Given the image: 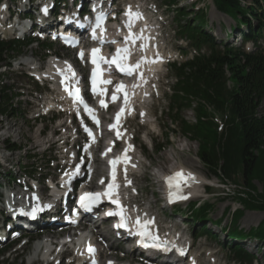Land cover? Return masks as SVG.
Masks as SVG:
<instances>
[{
  "label": "trees",
  "instance_id": "obj_1",
  "mask_svg": "<svg viewBox=\"0 0 264 264\" xmlns=\"http://www.w3.org/2000/svg\"><path fill=\"white\" fill-rule=\"evenodd\" d=\"M212 1L220 13L236 21L242 17L243 23L248 25V33H242V38L254 41L256 52L248 54L240 47L219 45L205 31L207 20L203 12H187L184 8H178V0H170V5L176 8L180 36L190 40L198 51L207 49L205 55L200 54L193 61L176 68L179 84L170 111L180 116L185 110H193L196 123L182 120L183 135L199 144L200 161L214 177L228 183L234 182L241 173L252 195L256 192L254 182L263 184V194L259 195L262 202L249 195L250 199H241V203L246 210L264 212V111L261 110L264 104V52L257 46L262 37V25L257 30L249 24L245 17L247 10L238 0ZM254 3L252 11L264 13V0H254ZM251 14L257 16L253 12ZM20 50L15 42L0 41V64L6 63ZM8 91L7 86L0 85V120L14 117V96H10ZM216 115L221 117L224 124L223 133L218 131L213 120ZM6 146L12 152L20 149L8 142ZM212 207L206 204L197 209L193 205V219L203 223ZM230 213L231 210L226 209L225 216ZM243 215L241 210L233 213L231 225L238 227ZM258 230L246 235L242 230L234 229L232 234L264 241V231L261 227ZM234 254L240 260L247 257L239 249H235Z\"/></svg>",
  "mask_w": 264,
  "mask_h": 264
},
{
  "label": "rangeland",
  "instance_id": "obj_2",
  "mask_svg": "<svg viewBox=\"0 0 264 264\" xmlns=\"http://www.w3.org/2000/svg\"><path fill=\"white\" fill-rule=\"evenodd\" d=\"M178 1L180 2L179 7L184 8L187 12H191L192 9H195V11L198 9L204 11L203 13L207 19L209 31L212 32L214 37L220 42L222 41L221 34L224 32V30H227L230 26L235 25L231 19L221 15L215 9L212 0ZM136 2L144 6V8L149 10L153 15H155V9L157 14L164 17V20L166 21V32L168 35H170V40H173V34L176 30V26L173 24L174 14L166 10L164 0H136ZM177 46L178 48H183L187 46V43H181L178 41ZM43 54L45 53L40 49V47L34 45L22 57H32L34 59ZM0 73L5 74L3 81L13 89V92L21 94L24 93V97L22 99L16 100L13 106L14 109H16L17 115L14 117L10 116L7 118H2L0 120V157H3V163L5 161H10V163H12V165L15 167L17 164H19L22 170L24 168L31 169L33 168L32 164L34 162L42 161V163H44L47 158L58 154L56 152L53 154L46 151L51 147H58V144H60L59 142L62 141V138H60L58 141L54 140L53 136L54 132H58L61 129L58 127V124H53L49 127V129H47V124L41 121H34L36 117V114H34V109L36 107L29 102L32 100L28 99L27 96L32 90L38 91L39 89L37 88L36 90V86L32 83V81L24 78L23 73L25 74L26 70H20V67L16 65L10 72L6 71L5 68H1ZM172 85L173 80H171V77L161 82L160 88L163 98L155 100L154 106L151 110L153 117L152 121H156L155 126L147 125L145 127H141L138 126V122H132L129 124V127L133 129L135 134H140L138 142L142 149L141 151L147 157V160L143 165L144 168L141 169L138 174V183L143 192V196H147L150 206L155 211L158 210L157 207L159 205L157 204L156 200L161 199L160 186L158 184L160 174L173 169H179L181 166H184V168L190 169L192 171L194 170L197 174L204 178L205 184L210 185L208 187H203L206 191V196L203 199L197 200L196 204L203 203L205 201H209L213 204V207L209 210L208 219L214 222H220L218 223L217 232H219L220 229L230 231L238 229L242 230L246 235H248L252 232H259V227H261L264 231V212L246 210L241 203L243 200L248 201L251 196L262 202V200H260L262 198L259 195L263 194V184L255 181L254 186L256 188V192L252 195L249 193L250 190H248L245 186V182L241 173L235 178L234 182L228 183L222 181V179L214 177L212 172L199 160L198 156L200 146L197 142L186 140L182 136L179 128L178 131L176 130L177 132H173L170 135V121L169 118L163 114V112L168 106V96ZM1 104L2 103L0 102V107L2 106ZM182 116L187 120L188 123L195 124L196 118L193 114V111H185ZM47 120H51V118H47ZM61 123L62 122H60V124ZM144 131L149 134L148 137L153 141L166 144L165 149L161 153L155 154V152L150 148V142L148 140H146L147 147H145L143 140H145L146 132ZM6 142L19 146L23 152L17 154L6 152ZM31 156H37L36 161L30 159ZM7 170H10V168L6 167L5 170H2L1 172L5 173ZM53 172L54 171L47 168L44 174H52ZM39 174L36 175L37 178L42 176ZM2 175H0V183L3 186L7 181ZM206 188H209L210 191ZM203 190L201 191L203 192ZM2 193H4L3 189ZM153 194H155V196H153ZM241 199L243 200L241 201ZM228 208L232 213L235 210H241L244 212L243 217L238 223V227L231 225L232 214L225 216L226 209ZM188 209L189 205L187 206L186 204L179 208V210L182 211L183 216L188 214L190 216V213L187 212ZM161 219L168 221L170 218L169 216H161ZM186 224L188 235L192 237V231L197 229L196 225L189 221ZM207 224L209 225V223ZM198 233L199 229L196 230V235ZM259 242V245L261 244L260 247H264V242ZM230 243L231 242L225 240L224 237L220 235L217 236V241L212 238L201 239L196 244L195 252L198 255H202L203 263L207 262L205 256H207L209 252L214 255L219 252L217 256L215 255L219 264H238V262L232 260V254L228 248ZM251 243L254 246L257 244L255 241H251ZM223 244H227V246L225 247ZM31 254L32 248H30L28 252H23L17 247L12 249L11 252L4 258H1L0 264H32L33 258L31 257ZM252 254L256 255L257 253L254 251ZM258 256L261 257L262 253L259 252ZM262 264H264V258Z\"/></svg>",
  "mask_w": 264,
  "mask_h": 264
},
{
  "label": "snow or ice",
  "instance_id": "obj_3",
  "mask_svg": "<svg viewBox=\"0 0 264 264\" xmlns=\"http://www.w3.org/2000/svg\"><path fill=\"white\" fill-rule=\"evenodd\" d=\"M127 14L129 16L130 20L133 19V18H141V14L139 12L133 13L131 11V9H129ZM102 19H103V17H99V16L97 17V27L100 26V24L102 22ZM128 26L131 27V24L129 23ZM93 38H95V36ZM130 38H132L131 35H130ZM98 53H99V49H93L92 50V63L97 65V68L94 70L93 76H92L94 90H95V86H96V84L98 82L99 83H105V84L111 83V81L100 80L101 72H100V69H99V66H98V61H103V60H105V58L103 56H98ZM80 55H81V58H83V52H81ZM127 55H128V49L127 48L117 49V54H116V56H114L112 58L110 63L115 64L117 69H119V71L124 72V73H126L128 75H131L133 73V71H135L136 69L139 68L140 65H139V63H137L134 66H129V65L123 63V61L127 59ZM105 62H108V61H105ZM67 71L69 73H72V75L74 76V73L72 72V69H71L70 65L68 66ZM62 83H63V81H62ZM116 91L117 92H123L124 91V85L123 84L118 85L117 88H116ZM76 95L77 96L79 95V90L78 89L76 90ZM112 99H113V101H115L117 99V97L115 95H113ZM80 102L83 103L82 100ZM100 103H101L102 107H106V105H105L103 100H101ZM124 103H125V105L128 104V94H127V92H124ZM85 107L87 108V105H85ZM88 111L90 113H92V118H93L94 121H96V117H95L94 113L92 112V110L88 109ZM124 111H125V109L122 107L119 110V112H117V114H116V122L117 123L111 125L110 126L111 128H118L119 121H120L122 115L124 114ZM96 122L98 123V121H96ZM120 135H121V133L119 132V130H117V137H119ZM128 148L131 149L132 146L129 145ZM109 151H110V149H109ZM122 159H124V160L128 159L126 153H125L124 157H122ZM118 162H119V159L110 161V163L112 164V182L108 184V189H107L106 192H104V193H86L84 196L81 197V206L84 207L86 210L89 208V205L91 203H96L99 200V198L101 197V195L108 196L109 198H111L114 190L118 187V185L115 183V178H116L115 168H116V164ZM184 175L185 174L183 172H178V173L175 174V176L169 177L167 179V183L169 184V188L171 189L173 187V181L177 180L178 178L183 177ZM187 176L190 179H194V177H192V175L190 173H188ZM103 182L104 181L101 180V183H103ZM128 183L130 184L131 181H128ZM176 188H177V190H179V185L178 184L176 185ZM169 195H170V202H171V197H172V192L171 191H170ZM179 198L180 199H184L186 197L180 196ZM112 203H114L118 207H120V211L116 212V213H109V215H119L121 217V221H122L121 225H119V226H121V227L125 226L123 221L126 218L123 215V208L120 206L119 200H112ZM137 225H138V227L141 228V231H139L137 234L142 236V237L147 235V232L145 230L147 225L146 224L145 225H140L139 220H137ZM145 246H147V245H145ZM152 246L153 247H158V245H156V244H153ZM94 251L95 250L93 248L89 247V252H94Z\"/></svg>",
  "mask_w": 264,
  "mask_h": 264
},
{
  "label": "bare ground",
  "instance_id": "obj_4",
  "mask_svg": "<svg viewBox=\"0 0 264 264\" xmlns=\"http://www.w3.org/2000/svg\"><path fill=\"white\" fill-rule=\"evenodd\" d=\"M32 60L31 59H26L23 63L24 64H27V65H32L31 63H33V62H31ZM142 99H144V97L143 96H140V98H139V101L137 102V105H140L141 104V102H144V101H142ZM146 104H143V105H140L141 107H142V109H145V106ZM175 155V154H174ZM100 162V161H99ZM182 167V166H181ZM183 168H184V166H183ZM190 170V169H189ZM191 171V170H190ZM132 172V171H131ZM130 172V173H131ZM195 186H196V189H194L192 192H191V197H190V199H192V198H195V197H198L199 196V194H202L203 192L201 191V190H203L204 188V186H205V183H204V178H202L201 176H198V179L195 181ZM194 186V187H195ZM193 187V188H194ZM54 239H57V240H59V238L57 237V236H54Z\"/></svg>",
  "mask_w": 264,
  "mask_h": 264
}]
</instances>
